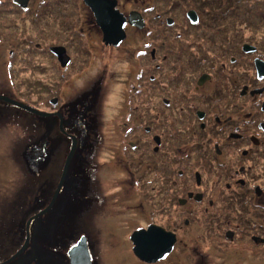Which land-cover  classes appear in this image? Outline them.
<instances>
[{"label":"flooded vegetation","instance_id":"1","mask_svg":"<svg viewBox=\"0 0 264 264\" xmlns=\"http://www.w3.org/2000/svg\"><path fill=\"white\" fill-rule=\"evenodd\" d=\"M33 1L0 0V16L8 3L9 12L29 18ZM207 1L193 0L183 24L166 16L164 24L148 28L143 55L128 43V29L147 28L142 15L143 28L127 21L125 39L107 44L82 0L93 16L87 24H95L100 36L93 42L77 38L71 52L59 44L50 48L55 80L52 61L45 64L36 49V29H20V20L12 38L0 37L1 69L13 61L18 90L35 94L27 106L39 109V95L55 90L41 110L47 116L0 107L23 114L0 125L18 137L9 147V164H0V172L6 166L12 172L0 182V196L11 193L13 170L29 173L23 195L0 213V264H104L97 237L112 236L101 221L114 206L129 238L148 229L174 236L170 252L153 262L141 259L139 242L130 239L143 264H192L193 258L196 264H264V39L242 38L234 24H206L200 4ZM119 2L128 9L125 14L118 8L126 18L139 12L140 0ZM222 3L230 6L229 0ZM189 11L197 21L189 20ZM18 40L26 42L29 55L12 60ZM115 56L126 59L100 63L98 75H85L79 93L70 94L72 81L96 60ZM78 59L86 68L76 72ZM91 79L98 81L89 89ZM113 83L122 86L115 102ZM139 87L146 94L132 99ZM127 167L134 169L130 180ZM82 237L86 257L72 262L70 251Z\"/></svg>","mask_w":264,"mask_h":264},{"label":"rangeland","instance_id":"2","mask_svg":"<svg viewBox=\"0 0 264 264\" xmlns=\"http://www.w3.org/2000/svg\"><path fill=\"white\" fill-rule=\"evenodd\" d=\"M192 1L193 0H140L137 6L139 8V12L147 22V28L140 32H137L135 29H128L129 45H135V48L137 44L138 49L135 52L142 53L143 55L147 53L149 43V34L147 31L155 26V24H164L166 16L172 17L176 24H183L185 9L190 7L194 8ZM222 1L223 0H208L206 4H200V6L205 5L206 7V11H203V20L205 19L206 24H217V21L219 24H234V27H237V30L241 31L240 35L242 38L251 35V41L253 42H259L264 39V25L258 29H254L253 26L256 24H264V0H229L230 6L223 3L221 4ZM6 4L7 7L10 6L8 3ZM32 5L35 8V13L33 14L31 12L29 18L25 13H11L8 11L7 7H4L3 15L0 16V37L6 39L12 38L15 35L13 31L17 30L13 27L14 23H18L20 20L21 24H18L20 29L23 28V24L30 26L31 30L36 29L40 33L39 38L36 40L37 42H35V44H37L36 49L43 54V61L45 64L51 65L52 60H49V58L51 59L49 56L50 48H55L56 44H59L58 47H63L71 52L73 49L72 46H74L77 38L90 39L87 41L93 42V38L100 36V31L98 35L96 34L97 28H94L96 27L95 24H92L94 26L93 28L91 27V24H87V20H89L90 23L93 22V16L90 10L85 7L82 0H34ZM128 7L135 9L134 4ZM118 8H120L121 11H124L125 14L128 12V9L124 8L120 2ZM28 36L31 37L30 34ZM17 42V44L12 45V60L26 58L29 55V47L25 46L26 42H24L25 45L21 44V40H18ZM7 47L8 45L5 46V49ZM124 48H126V46ZM0 52H2V49H0ZM120 53L125 54L126 51H121ZM125 59V56H115L114 58L110 57V59L106 58L104 60H96L94 68H88L84 74L76 77L72 81L70 94L73 96L74 94L77 95L79 93L80 90L78 84L85 75L91 76V78L94 74L98 75V66L100 63L105 62L110 64L112 61H114L122 64L121 60ZM85 68V61L82 59L76 60L73 66V69L76 72ZM139 68L140 72L145 73L147 70V67L145 66L140 65ZM52 71L53 80H55L54 61H52ZM57 74L61 77L64 72L59 71ZM16 75L17 71L14 68L13 61H8L6 67L3 70L0 67V95L7 96L22 103H27L29 100L33 101L35 99V94L26 92L25 90H18L17 85L15 84L17 79ZM73 77L74 76H70L69 79H72ZM48 81L52 82L49 77ZM97 81L98 79H91L89 89L94 86ZM121 88L117 85L114 87L116 90H121ZM141 89L142 92H134L132 99L135 96L140 97L146 94L143 92L145 90L143 88ZM51 97H55L54 89L50 91H44L41 95H39V98H42L43 101L40 103V105L36 104L38 105L36 107L39 108L37 110H45V102ZM111 99L113 101L118 100L117 97H112ZM125 99L126 98H124V100ZM0 107L6 109L9 107L12 108L11 105L3 101H0ZM17 115L23 114L18 113ZM14 133L15 130L8 125L0 127V164H9V147L13 141L18 138L14 135ZM2 149H6L5 152H3ZM126 171L125 172L129 176L130 180L131 176L134 175V169L133 167H127ZM28 174V172H25L24 176L28 178ZM11 175L12 172L10 168L6 166L0 172V182L4 181L7 177L10 178ZM12 208L13 207L9 208V210L11 211ZM114 209L115 206L109 208V210L105 212L106 216L102 217L101 221L102 224L105 225L106 228L112 233V236L106 233L103 235H98L96 251L99 252V256L100 252H103L104 264H143L134 256L133 250L130 247L131 242L128 234L123 231V229L121 230V212L117 211V209ZM134 220L135 219L130 220V222ZM58 236L65 237V235L61 233H58ZM106 241H108V244ZM110 258L111 262H107ZM258 258L261 259V255H258ZM261 263L263 264L262 260Z\"/></svg>","mask_w":264,"mask_h":264},{"label":"water","instance_id":"3","mask_svg":"<svg viewBox=\"0 0 264 264\" xmlns=\"http://www.w3.org/2000/svg\"><path fill=\"white\" fill-rule=\"evenodd\" d=\"M84 2L94 14L95 21L101 28L104 41L107 44L118 45L125 39L126 33L124 27L127 21L139 29L145 26L143 17L139 12L131 11L126 18L118 9H116L117 0H84ZM187 17L190 21H197L196 13L194 11L187 12ZM0 100L24 108L39 116L49 115L46 112L38 111L6 96L0 95ZM73 150L74 147H72L68 158L72 155ZM148 230L136 231L131 235L130 239L136 244L138 242L140 244L139 247H135L136 254L143 260L153 262L164 258L170 252L174 242V236L153 235L158 242L152 247L146 248L143 246L145 237L141 234L145 232L147 233ZM70 252L72 262H76L78 259L83 260L81 258L86 257L84 237L79 240L77 245L73 247Z\"/></svg>","mask_w":264,"mask_h":264},{"label":"snow or ice","instance_id":"4","mask_svg":"<svg viewBox=\"0 0 264 264\" xmlns=\"http://www.w3.org/2000/svg\"><path fill=\"white\" fill-rule=\"evenodd\" d=\"M17 114L18 110L5 112L3 109H0V125L5 124L6 122L15 123ZM28 183V178L25 177L19 169H16L13 173V189L11 193L0 196V213L7 211L12 204L23 195ZM152 233L153 230L151 229L149 232L144 233L145 239L143 241V246L146 248H150L158 242ZM192 264H196L194 258L192 259Z\"/></svg>","mask_w":264,"mask_h":264},{"label":"bare ground","instance_id":"5","mask_svg":"<svg viewBox=\"0 0 264 264\" xmlns=\"http://www.w3.org/2000/svg\"><path fill=\"white\" fill-rule=\"evenodd\" d=\"M115 91H114V93H112V96L110 97V99L113 97V98H115V97H117L118 98V95H117V93H116V89H114ZM112 100V99H111ZM113 101V100H112ZM117 101V100H116ZM115 102V101H114ZM114 110V108L113 107H110L109 108V110H108V113H111L112 111Z\"/></svg>","mask_w":264,"mask_h":264}]
</instances>
